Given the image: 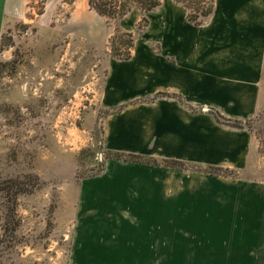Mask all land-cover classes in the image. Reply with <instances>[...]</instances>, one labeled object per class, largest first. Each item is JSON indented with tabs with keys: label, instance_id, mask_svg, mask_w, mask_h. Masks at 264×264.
Here are the masks:
<instances>
[{
	"label": "crops",
	"instance_id": "obj_1",
	"mask_svg": "<svg viewBox=\"0 0 264 264\" xmlns=\"http://www.w3.org/2000/svg\"><path fill=\"white\" fill-rule=\"evenodd\" d=\"M27 1L0 0V34L6 19L26 17ZM133 10L120 29L134 32L142 17L147 25L130 57L106 60L109 156L78 186L77 246L117 248L114 264H264V186L208 171L248 163L251 135L218 118L246 119L262 104L264 0H214L197 23L176 0L126 19Z\"/></svg>",
	"mask_w": 264,
	"mask_h": 264
},
{
	"label": "rangeland",
	"instance_id": "obj_2",
	"mask_svg": "<svg viewBox=\"0 0 264 264\" xmlns=\"http://www.w3.org/2000/svg\"><path fill=\"white\" fill-rule=\"evenodd\" d=\"M176 1L200 21L214 0ZM26 6V17L2 21L0 34V264H81L87 256L114 264L117 248L80 251L75 217L81 179L109 156L99 107L106 60L124 55L129 38L121 19L99 16L86 0ZM138 12L145 13L133 10L126 19ZM146 25L142 17L134 37ZM262 94L254 115L218 118L251 135L246 168L213 173L264 186V88Z\"/></svg>",
	"mask_w": 264,
	"mask_h": 264
},
{
	"label": "trees",
	"instance_id": "obj_3",
	"mask_svg": "<svg viewBox=\"0 0 264 264\" xmlns=\"http://www.w3.org/2000/svg\"><path fill=\"white\" fill-rule=\"evenodd\" d=\"M88 4L90 8L96 11L99 15L104 16L108 19L117 20L123 17L124 15H126L127 13H129L134 7H137L144 12L150 11L160 4V0H88ZM210 12L211 10L204 12L202 13V16H206ZM189 20H191L194 23L199 22V18L189 17ZM125 34L129 38L128 47L124 55L116 56L118 58L130 57V50L133 45L134 35L133 33H130V32H126ZM116 36H117V33H115L112 36L111 41H110L113 51L115 50V47H113V42ZM235 125H238V123H235ZM112 156L117 159H124V160H131V161H141L142 160L140 156L132 155V154L115 153ZM148 162L156 163V161H150V160ZM164 163L168 166L178 167V168H183L185 166L183 163L178 162V161H165ZM213 169H220V168L210 167L208 171L210 173H213L212 172Z\"/></svg>",
	"mask_w": 264,
	"mask_h": 264
}]
</instances>
